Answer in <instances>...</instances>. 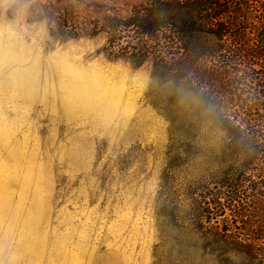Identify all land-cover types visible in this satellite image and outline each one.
<instances>
[{
  "label": "rangeland",
  "instance_id": "rangeland-1",
  "mask_svg": "<svg viewBox=\"0 0 264 264\" xmlns=\"http://www.w3.org/2000/svg\"><path fill=\"white\" fill-rule=\"evenodd\" d=\"M142 1L0 0V264H179L176 216L226 170L224 135L151 61L107 57V32L51 35Z\"/></svg>",
  "mask_w": 264,
  "mask_h": 264
},
{
  "label": "trees",
  "instance_id": "trees-1",
  "mask_svg": "<svg viewBox=\"0 0 264 264\" xmlns=\"http://www.w3.org/2000/svg\"><path fill=\"white\" fill-rule=\"evenodd\" d=\"M102 31L107 57L151 61L152 85L202 103L198 120L226 141V170L195 183L192 207L176 216L179 264H264V0H144L102 21L66 10L51 35ZM225 41L229 56L212 62Z\"/></svg>",
  "mask_w": 264,
  "mask_h": 264
},
{
  "label": "bare ground",
  "instance_id": "bare-ground-1",
  "mask_svg": "<svg viewBox=\"0 0 264 264\" xmlns=\"http://www.w3.org/2000/svg\"><path fill=\"white\" fill-rule=\"evenodd\" d=\"M0 190H2V189H0Z\"/></svg>",
  "mask_w": 264,
  "mask_h": 264
}]
</instances>
